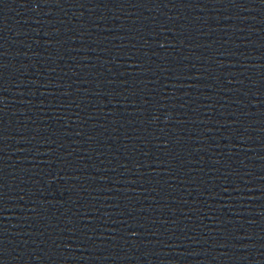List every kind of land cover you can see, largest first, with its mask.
<instances>
[{"label":"water","instance_id":"1","mask_svg":"<svg viewBox=\"0 0 264 264\" xmlns=\"http://www.w3.org/2000/svg\"><path fill=\"white\" fill-rule=\"evenodd\" d=\"M0 264H264V0H0Z\"/></svg>","mask_w":264,"mask_h":264}]
</instances>
